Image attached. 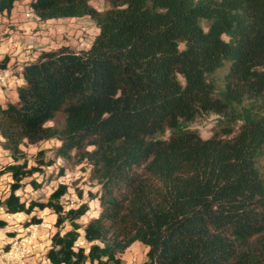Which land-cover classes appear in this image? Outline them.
Wrapping results in <instances>:
<instances>
[{
    "label": "trees",
    "instance_id": "obj_1",
    "mask_svg": "<svg viewBox=\"0 0 264 264\" xmlns=\"http://www.w3.org/2000/svg\"><path fill=\"white\" fill-rule=\"evenodd\" d=\"M16 1L0 0V13ZM107 1H29L39 20L89 16L98 30L88 47L42 50L18 72L16 99L0 106V175L12 178L0 209L28 215L25 227L45 208L56 215L52 264H124L135 241L147 247L140 264H264V0ZM225 62L218 88L210 76ZM205 112L220 121L209 137L188 127ZM51 139L53 155L38 149L31 163L23 147ZM58 159L59 176L90 166L89 199L76 188L67 206L66 182L46 198L17 193L42 188Z\"/></svg>",
    "mask_w": 264,
    "mask_h": 264
},
{
    "label": "rangeland",
    "instance_id": "obj_2",
    "mask_svg": "<svg viewBox=\"0 0 264 264\" xmlns=\"http://www.w3.org/2000/svg\"><path fill=\"white\" fill-rule=\"evenodd\" d=\"M90 3L94 5L98 9H105L110 6V3L107 0H90ZM26 11H29V6L26 7ZM25 11V12H26ZM30 18H33L30 17ZM68 19L72 20V17H67ZM205 24V23H204ZM64 26H69V28L74 32V35L71 36L70 32H66L67 35L65 36L66 41H69L75 49L80 48H86L90 45L95 33L97 32V28L95 25V22L89 17H82L75 18L72 22H67V24H64ZM206 25V24H205ZM229 62H225L224 65L220 68H218L213 74H211L210 78L211 80L216 84L218 88H221L224 82V74L227 71ZM264 69V66L261 67ZM11 69V68H10ZM14 71L12 72V78H14ZM9 80V79H8ZM7 80V81H8ZM5 81V82H7ZM0 99L3 101H6L9 99L8 96H2ZM264 113V110H263ZM59 119L60 116H59ZM219 120L215 113L213 112H205L202 114H199L195 117L194 120L188 122L189 128L196 129L199 134L203 137H209L212 135L216 130L219 129ZM169 132H166L164 134L165 136H168ZM57 145V141L54 139L51 140H44L40 141L36 144L24 146L23 148L27 151L28 156L30 158V162H33L34 154L37 152L38 149L41 148H48L47 150V156L53 155V150L51 151L49 148H52ZM10 161V158L8 157L6 151L0 146V168ZM65 162L61 159H58L56 161V164L45 167V173L47 181L45 182V185L36 190L32 191L30 185H26L23 188H20L17 190V193L21 194L23 198H29V197H42L46 198L48 194L53 190L55 186L59 182H66L69 185V191L67 195L65 196V201L67 203V206H74L78 202L81 201V199L78 197L76 193V188L83 190V197L84 199H89L88 192H96L98 189V185L96 182L90 179V166L86 163H80L78 165H68L65 169V172L61 174L60 176L57 175V169L58 166L61 164H64ZM35 176L38 179H41L42 176L40 174L35 173ZM12 181L11 176L8 173H4L0 175V197L5 196L9 192L10 182ZM90 205V214H93L95 210L97 209V204L95 200H89ZM52 212H44V213H38L43 214V223L40 226L37 227L39 232L44 231L46 226L48 227V223L50 222L49 216ZM0 215L4 218L7 217L5 215V212H2L0 209ZM29 218L28 215L22 213L21 215H15L12 217H7L6 220L8 222V225L13 228H20L23 225V222ZM85 220V217L83 218V221ZM49 229L50 226H49ZM54 229V228H53ZM2 235L6 236V232L4 230L1 231ZM146 250L144 245L136 243L135 245L131 246L129 249H127L123 253L124 261L127 264H140L145 259Z\"/></svg>",
    "mask_w": 264,
    "mask_h": 264
},
{
    "label": "crops",
    "instance_id": "obj_3",
    "mask_svg": "<svg viewBox=\"0 0 264 264\" xmlns=\"http://www.w3.org/2000/svg\"><path fill=\"white\" fill-rule=\"evenodd\" d=\"M30 0H19L16 1L14 7L12 8L9 15L0 13V59L5 55L9 57L7 66L14 71V78H9L7 82L0 83V98L2 96H8L9 99L3 101L0 99V106H3L7 101H13L17 97V86L22 83L21 77L18 72L21 70L24 62L29 59L36 57L40 51L56 48L60 45L67 44L74 48V46L66 41V32H70L71 36L74 32L69 28V26H64L67 22H72L75 18L87 17H72L70 20L67 17L51 18L46 20H38L26 16V7L29 6ZM26 11V12H25ZM97 28V27H96ZM98 30V29H97ZM97 33V32H96ZM95 33V34H96ZM51 212L50 209L45 208L38 211V213ZM43 216V214H40ZM44 217V216H43ZM56 215L51 213L49 216L48 225L53 229V223L55 221ZM46 224V223H40ZM0 229V244L7 241L9 236H3ZM136 243L142 244L140 241H135L131 246ZM50 245V238L44 237L41 241L42 252L45 253L47 247ZM130 246V247H131ZM129 247V248H130ZM145 249L147 247L144 245ZM128 248V249H129ZM123 253L121 254V256ZM123 260L124 257L122 256ZM28 264H52L46 262L42 255L36 257ZM124 264L125 263L124 261Z\"/></svg>",
    "mask_w": 264,
    "mask_h": 264
},
{
    "label": "built area",
    "instance_id": "obj_4",
    "mask_svg": "<svg viewBox=\"0 0 264 264\" xmlns=\"http://www.w3.org/2000/svg\"><path fill=\"white\" fill-rule=\"evenodd\" d=\"M26 16H33L34 19H38L36 14L30 9L26 12ZM11 76L12 70L8 66H0V83L7 81ZM17 214L21 215L22 213L8 214L5 212L7 217H12ZM7 217H4V219L6 220ZM38 226L40 225L31 224L26 227L22 225L20 228L12 229L7 222L3 230L8 233L6 235L9 237L7 241L0 244V264H28L40 255L45 259V253L42 252L43 249L40 245L44 237L48 238L50 229L49 226H46L44 231L39 232L37 229Z\"/></svg>",
    "mask_w": 264,
    "mask_h": 264
}]
</instances>
